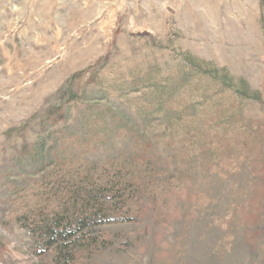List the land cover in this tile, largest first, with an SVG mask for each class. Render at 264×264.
<instances>
[{"label":"rangeland","instance_id":"obj_1","mask_svg":"<svg viewBox=\"0 0 264 264\" xmlns=\"http://www.w3.org/2000/svg\"><path fill=\"white\" fill-rule=\"evenodd\" d=\"M82 163L143 185L73 264H264V0H0V264Z\"/></svg>","mask_w":264,"mask_h":264},{"label":"trees","instance_id":"obj_2","mask_svg":"<svg viewBox=\"0 0 264 264\" xmlns=\"http://www.w3.org/2000/svg\"><path fill=\"white\" fill-rule=\"evenodd\" d=\"M58 165L45 183L44 204L18 222L45 251H54L52 264H73L80 241L96 246V228L130 220L128 207L137 200L143 181L136 182L138 176L125 167Z\"/></svg>","mask_w":264,"mask_h":264}]
</instances>
